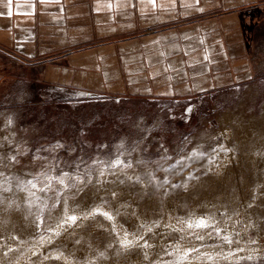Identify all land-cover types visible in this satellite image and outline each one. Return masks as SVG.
I'll return each mask as SVG.
<instances>
[{"label": "rangeland", "instance_id": "rangeland-1", "mask_svg": "<svg viewBox=\"0 0 264 264\" xmlns=\"http://www.w3.org/2000/svg\"><path fill=\"white\" fill-rule=\"evenodd\" d=\"M245 14L247 53L229 61L240 69L230 72L233 66L220 61L225 59L221 55L220 77L213 75V81L221 83L208 89L174 96L107 94L51 83L42 86L38 77H32V84L12 77L0 85V202L20 194L21 206L32 213L27 227L15 223L0 230V264H38L46 259L57 264L55 252L64 253L67 248L61 228H56L64 217L65 199L69 216L82 217L99 210L74 225L85 229L86 236L79 239L82 247L90 251L98 248L103 256L109 236L99 222L107 220L103 208L117 216L115 197L135 204L133 215L146 213L145 223L151 224L136 228L134 219L122 214L120 219L132 241L135 237L150 239L155 248L159 239L163 240L165 248L159 258L155 253L146 256L141 244L134 241L129 257L137 264H186L189 259L196 264H264V254L252 259L239 257L232 246L228 251L206 248L200 252L195 243L197 233L180 221L194 205L191 191L195 186L203 187L209 202L218 192L226 195L251 187L258 188L259 199L246 191L247 199H237L243 206L230 215L229 224L234 226L235 240L246 234L255 237L256 229L264 228V150L258 152L254 170L241 162V157L238 162L221 158L228 149L225 131L234 126L226 121V114L233 115V122L264 116V0ZM12 156L14 161L9 159ZM118 160L121 166L114 167ZM222 171L229 178L224 188L217 179ZM256 175L261 179L256 180ZM49 181L51 188L41 191ZM56 193L63 195L54 208ZM250 207L259 208L257 220L248 214ZM37 216L44 221L40 227L33 222ZM220 220H212L205 228L208 246L221 245L225 237ZM259 238L252 243H264V236ZM184 246H189L187 253ZM73 256L75 264H84L82 252Z\"/></svg>", "mask_w": 264, "mask_h": 264}, {"label": "crops", "instance_id": "crops-1", "mask_svg": "<svg viewBox=\"0 0 264 264\" xmlns=\"http://www.w3.org/2000/svg\"><path fill=\"white\" fill-rule=\"evenodd\" d=\"M260 2L0 0V85L38 77L107 94L208 89L221 83L220 61L240 69L229 61L246 55L245 11Z\"/></svg>", "mask_w": 264, "mask_h": 264}, {"label": "bare ground", "instance_id": "bare-ground-1", "mask_svg": "<svg viewBox=\"0 0 264 264\" xmlns=\"http://www.w3.org/2000/svg\"><path fill=\"white\" fill-rule=\"evenodd\" d=\"M232 116L233 115H231V113L230 114L228 113L225 115L226 121H230V123L234 124V126L232 128H227V131H225L226 134H224V135H225L226 140L224 143L228 146V149H226V152H224V155L221 158L222 159L233 158L234 160H236L238 162L239 158L241 157L240 158L241 162H243L250 170H254L257 167L258 152L264 150V116H262L259 119L249 118V119H247L246 122L234 121L235 123L233 121H231ZM217 179L220 180V183L222 184V188H224V186L227 184V181L229 179L228 173L226 171L225 172L222 171L221 173L217 174ZM255 179L256 180L261 179L260 175H256ZM202 184H204V183H202ZM200 186H201V184H200ZM195 187L196 188H192L193 190L191 191L192 192L191 194H193L195 196L194 205L187 209L186 216L184 215L185 217L184 216H182V218L180 217L182 219L180 221L184 220L186 223V226L191 228L192 230H194L197 233L198 237L196 238L195 243L198 244V246H196V247L201 248L199 250L200 252L205 250L206 248L207 249L213 248V251L215 250V248H217V251H218L220 248H226L227 249L230 246H232L234 249L236 248L235 251L237 253V256L240 255L239 257H258V256L264 254V243L263 242L259 241L256 244L252 243L254 239H255V241H257V239L258 240L260 239L259 237L264 236V228L263 227L256 229V235H254L255 237H251L250 235L246 234V235H244L245 237L241 235L239 240L238 239L235 240L234 235H236V233L234 232V226L229 224L230 215L233 214L236 210H239L243 206V205L241 207L239 206L237 199H241L242 201L247 199L246 191H247V193L253 194L255 200L259 199V193L260 192L258 191V188L257 189H251V187H249V189H247L244 192H242V191L240 192V190H235V192L232 191L233 193L229 192L226 195H224L221 191V192H218L217 194H215L214 197L212 196L211 201L209 202L207 200L209 198L208 197L209 194L207 192H204V190L202 189L203 187L202 186H201L202 188H198L197 186H195ZM262 190L264 191V185H263ZM262 190H260V191H262ZM223 192H224V190H223ZM12 196H11L12 198L8 197V198H5L3 201L0 202V230L6 229L5 227L10 225V224L12 225L15 223H20L22 226H25V227H27L30 224L31 216L21 206L20 199L22 196L20 194H17V193H15ZM245 203H248V202L245 201ZM114 204H115L117 216H114L112 214V212L110 213L107 209L103 208L102 213L108 212L113 217V219L112 220H108V219L107 220H101V222L98 221L99 223H101L105 227L106 231H104V232H106V234H108V236H109V240L107 239L109 242L105 248L107 255H105L106 252L104 250H102V251L105 252V254H104L105 256L104 255L102 256L101 254H99L98 253L99 250H98V252L96 251L98 248H96V250L94 249V250L90 251L89 249H85L82 247V243H80L81 240L79 242V239H81L82 237L84 238V236H86L85 229L83 228L82 225H78V224L72 225V227H70V228L66 227L64 229H60L56 225L57 230L58 229L62 230V232H63L62 235H64L63 240H64L65 244L67 245V248L65 249L64 253H62L61 251L55 252V254L59 257L57 264H75V261L73 259V257H74L73 255L77 254V252H79V253L82 252L84 264H95V261H97V260H101V261L103 260L106 264H137L136 261L131 259L132 258L131 256H130L131 258L129 257L131 250L129 248H123L121 246V241L125 239V233H127V239L128 240H132V237L128 231V228L126 229L125 226L123 225V222L120 219V216H122V214H124L126 216H130L131 218H133L135 227H136V225L149 226L151 224L145 223V218L147 217V216H145L146 213L144 215L141 212H139V213L137 212L136 215H133L134 213H132V212H133L135 204L129 205V204L123 203L117 197L114 198ZM98 209H101V208H98ZM249 209L250 210H248L249 211L248 214L250 216L254 217L255 219L259 218V216H258V215H260V214H258L259 208L257 209L254 207H250ZM219 210H221L220 215H219ZM243 213H247V212H243ZM248 214H247V216H248ZM132 216H135L136 218H134ZM180 218H178V219H180ZM219 218L223 221L224 226H225V229L222 230V233L225 235V237L228 238V240H232V239H234V240H232L231 243H229L228 240L223 239V240H221V245L219 244V246H216L214 244L211 246H208L207 243L209 241L206 242V240L208 238L209 233L205 232L206 227H200L198 225L200 224L201 220H203L206 225H209L210 223H212V220H216ZM174 221H176V220H174ZM233 224H234V222H233ZM167 226H168V224H167ZM164 227H166V226H164ZM192 235H194V233H192ZM87 237H88V235H87ZM87 237H85V239H87ZM235 238H237V237H235ZM159 240L160 241L157 242L155 248H152L150 239L148 240L146 238H140V237H135V239H134L135 242H138L141 244L140 247L142 248V251L144 252V254L146 256H148L149 254L154 255V253H155L154 256L157 255L158 258L160 256H162V251L165 248L164 244L162 242L163 240L162 239H159ZM145 241H147V244L150 245L149 247H146V248L143 247ZM72 242H74V244H72L73 246L71 247ZM186 244H188V243H186ZM186 244H184V245H186ZM191 245L193 246L192 243H191ZM232 247H231V249H233ZM188 248H189V246H186L184 248V253L185 252L187 253ZM135 249H137V248H135ZM231 249H229V250H231ZM100 250H101V248H100ZM222 250H224V249H222ZM30 251H32V250H30ZM227 251H228V249H227ZM215 252H216V250H215ZM100 253H102V252H100ZM218 253L219 252H217L216 254H218ZM222 253H223V251H222ZM220 254H221V251H220ZM220 254H218V255H220ZM241 255H243V256H241ZM53 256H54V254H53ZM190 256H192V255H190ZM52 258H54V257H52ZM153 258H155V257H153ZM224 258H222V259H224ZM186 259H188V257ZM143 260H145V259H143ZM146 260L149 262H152L148 259H146ZM191 260L192 259H189L185 263L186 264H196V261H191ZM182 261H184V260H182ZM37 263L38 264H43V263H45V264L51 263L52 264V261L46 259L44 261H42V260L38 261ZM179 263H180V261H179Z\"/></svg>", "mask_w": 264, "mask_h": 264}, {"label": "snow or ice", "instance_id": "snow-or-ice-1", "mask_svg": "<svg viewBox=\"0 0 264 264\" xmlns=\"http://www.w3.org/2000/svg\"><path fill=\"white\" fill-rule=\"evenodd\" d=\"M200 11H202L203 9H199ZM207 59V57H206ZM192 109H188L187 111H191ZM10 160H15L16 157L15 156H12L9 158ZM121 161H116V164L114 165V167H117V166H121ZM131 165H128V167H130ZM63 175H67V173L63 174ZM101 175H103V173H101ZM58 182L60 184H64V180L63 179H59ZM166 182V181H165ZM29 183H32L31 181H29ZM81 183H83V181H81ZM32 187L35 188L36 185L35 184H32ZM65 187L67 188L68 186L65 185ZM175 187V186H174ZM49 188H51V181H49V184L46 186V188L44 189H41V191H47ZM77 191H79V189H77ZM63 195V193H56V204L53 205V207L55 208L56 206H58V204L60 203V199L59 197ZM113 196L116 195V193H112ZM99 210H96V211H93V212H90V213H86L84 214L82 217H78V216H75V215H67V199H65V213H64V217L62 218L61 222L59 223L58 227L61 228V229H64L66 227H72V225L76 224V221L78 219H89L90 217H93L95 216L97 213H98ZM29 215H32L31 211H29ZM102 215L108 219V220H112L113 217L108 213V212H103ZM37 227H40L41 224L44 223L43 219L39 216L36 217V220L33 221ZM200 227H207L208 225L205 224V222L203 220L200 221V224L198 225ZM217 234H219V230H217ZM56 235H59V231L56 232ZM225 240H228L227 237H224ZM229 243H231V240H228ZM134 244V241L132 240H128L127 239V233H125V239L121 241V246L123 248H129L131 247L132 245ZM139 246V245H137ZM150 245L147 244V241L144 242V245L143 247H149ZM248 259H252V257H248Z\"/></svg>", "mask_w": 264, "mask_h": 264}]
</instances>
